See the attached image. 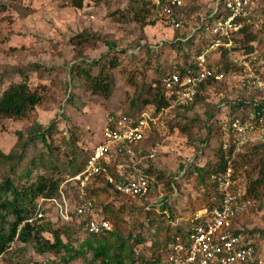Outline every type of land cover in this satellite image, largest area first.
Wrapping results in <instances>:
<instances>
[{"label":"rangeland","instance_id":"1","mask_svg":"<svg viewBox=\"0 0 264 264\" xmlns=\"http://www.w3.org/2000/svg\"><path fill=\"white\" fill-rule=\"evenodd\" d=\"M206 1L185 0L184 6L197 3L199 8L202 7L192 17L184 14L187 23L181 29H175L148 12L136 13L132 0H84L80 8L72 5V0H0L4 4V10L0 11V81H3L0 92L11 79L18 81L25 77L42 96L41 103L36 106L35 120L0 117V151L22 150L23 155L12 171L9 164L0 165V182L7 176L14 181L20 177L21 183L35 181L39 174L59 178V188L66 194L67 207L71 205L79 186L78 182L70 179L75 173L68 163L72 152L76 154L75 166L81 167L91 146L99 139L109 114L127 112L136 116L142 109L154 112V105L142 107L140 98L148 96V85L154 88L160 84L162 72L169 69L178 54L174 43L176 37L187 35L190 28L197 25L198 14L203 12ZM79 34L87 41L80 44ZM188 51L191 55V47ZM212 58L218 61L220 57L213 55ZM93 59L98 63L92 67V75L104 68L113 76L108 96L91 91L84 78L79 82L72 78L78 66L88 68ZM132 102L140 109H132ZM208 104L200 100L184 109L171 108L159 116L162 127L140 144V149L155 150V154L152 157L146 154L137 156L136 167L155 168L172 176L177 183L172 181L168 187L164 180H159L145 198L133 199L105 190L96 192L99 206L109 202L115 206L124 204L125 236L141 233L148 237L155 228V222H159V215L163 216L165 209L168 211L166 206L175 213L186 208L189 198L199 196L195 171L190 165L195 163L204 144L208 109L213 107V104ZM189 118H197V126L182 131L180 126ZM36 122L43 128L53 126L52 133L46 136V143L52 148L50 154L40 136L23 145ZM252 149L247 153L253 152ZM39 153L43 159L50 158L56 162L58 169L50 172L42 167H33L30 161ZM246 157L249 159V155L235 156L231 165L237 181L247 186L249 175L255 176L257 169L252 171L256 160L253 158L254 162L249 166ZM207 158L213 159V156ZM113 159L126 169L131 162L125 155H113ZM13 163L15 159L10 162L11 165ZM189 171H192L191 175ZM92 186L100 187L101 183H93ZM55 198L58 202L41 201L46 213L42 218L60 226L61 222H56L59 215L57 206L63 205V201L60 194ZM151 209L157 214L148 212ZM59 220L63 219L59 217ZM68 224L70 232L74 230L75 234L69 237L63 234L62 238L69 240L77 250L81 241L90 234L84 228L77 229L75 220ZM235 226L245 231L254 242L256 264H264V186ZM51 260L55 264H98L91 252L65 262L67 255L64 252L39 254L31 244L18 240L10 243L6 253L0 255V264H46Z\"/></svg>","mask_w":264,"mask_h":264},{"label":"built area","instance_id":"2","mask_svg":"<svg viewBox=\"0 0 264 264\" xmlns=\"http://www.w3.org/2000/svg\"><path fill=\"white\" fill-rule=\"evenodd\" d=\"M151 1L157 19L175 29L187 23L184 14L176 12L185 0ZM204 6L197 25L175 40L184 42L193 37L192 54L186 62L176 54L179 63L175 59L160 78L172 104L158 114L144 110L137 119L123 113L109 114L82 170L70 178L79 186L68 207L66 194L59 188L63 205H58L57 210L63 221L71 220L73 213L77 222L86 220L83 228L90 235L111 230L112 224L98 214L96 199L86 186L101 183L120 196L145 198L152 188L151 182L136 167L138 160L132 146L160 124L159 116L171 108H183L200 100L213 104L209 120L217 125L212 131L213 141L227 158L226 167L212 175L219 205L210 211L199 209L186 218L185 238L176 237L169 243L167 253L150 264H256L254 242L235 226L253 200L247 197V186L234 178L231 160L247 148L264 144V0H207ZM248 33L254 37L245 42ZM190 47L185 46L182 51L189 53ZM213 55L219 60L215 61ZM154 154L155 150L149 156ZM113 155L130 157L127 169L117 166L119 176H113L108 169ZM44 200L57 201L55 197L41 198L36 212L24 222L33 223L45 216L41 207Z\"/></svg>","mask_w":264,"mask_h":264},{"label":"trees","instance_id":"3","mask_svg":"<svg viewBox=\"0 0 264 264\" xmlns=\"http://www.w3.org/2000/svg\"><path fill=\"white\" fill-rule=\"evenodd\" d=\"M83 1L84 0H72V5L80 8L83 5ZM132 1L135 5L134 10H137L136 13L148 12L152 17L156 14V10L151 0ZM186 5L187 6L176 9V12L185 15L187 14L188 17H192V15L197 13L202 7L199 8L197 3H189ZM2 10H4V4L0 2V11ZM136 13L135 15H137ZM79 35L81 36L82 34ZM88 35L91 37L94 36L95 38L98 37L94 34ZM253 37L254 36L248 33L245 42L251 40ZM85 41H87V38H82L81 36L79 43L81 44ZM174 43L177 47V53L181 56V59L186 62L190 55L182 50L185 46L190 47L192 45L193 37L188 38L184 42L176 41ZM175 59L177 60V63H179L180 59ZM225 62H227V59ZM97 63L98 60L93 59L88 68H81L78 66L77 69L73 71L72 78L75 79L76 82H79L80 79L84 78L87 82V87L90 88L91 91L108 96L111 92L113 76L104 68H100L101 70L97 74L92 75L91 69ZM109 64L111 65V62H109ZM163 73L164 72H162V75ZM2 82L3 81L1 80L0 85ZM146 93L148 96L140 98V103L142 107L148 104L154 105V114H157L162 108H167L172 104L171 97L159 83L154 88L148 85ZM41 101V94L36 88H32L29 85L25 77L18 81L11 79L0 92V117L10 119H30L33 121L37 117L35 113L36 106H38ZM208 105L209 104L207 103V106ZM131 107H133L132 109H140L139 105L134 102L131 103ZM175 108L181 107L176 106L172 109ZM144 110L145 109H142L141 111ZM213 112L214 106L208 109L209 116L205 124L207 132L203 139L204 141L202 140L204 144L200 148V155L197 157L195 163L190 165L193 172L195 171V182L198 187L197 191L199 196H194L195 198L192 199L189 198L187 200L186 208L175 213L171 207H167L166 204H164L163 206H166L169 212L165 209L163 213H167V215H159L161 218L158 217L159 222H155V228L150 232L148 237L141 233L127 234L125 236L123 234V227L126 225V219L123 216L125 213L124 204L115 206L110 202L104 203L102 206H99L96 203V208L101 217L110 221L112 229L95 235H90L88 238L83 239L77 250L70 244L69 240H64L62 238L63 234H66L68 237L70 234H75L74 230L70 232L68 226L70 225L68 223L73 220L76 221V216L73 213L71 214L72 219L70 222L59 220L58 217L56 222H61L62 225L60 226L54 225L48 218H42V220L33 223L25 222L19 227L20 223L24 222L36 212L41 198L50 199L59 196L60 179L52 176L48 177L45 174H39L37 180L21 183L19 182L20 177H18V180L14 181L7 176L0 182V255L6 253L10 247V242L18 240L24 244H31L34 250L39 254L46 252L59 254L64 252L67 255V260H65V262L78 259L88 252L92 253L93 259L98 261V264H150L162 258V256L167 253L168 245L171 241H174L176 237L185 238L187 234L186 218L195 214L199 209L206 208L210 211L213 207L219 205L220 196L216 187V182L212 179V175L226 167L227 158L220 146L213 141L214 136L212 131L217 128V125L214 122H209L210 115H212ZM140 113L141 112L136 116H133L131 115L133 113L130 114L126 112V115L131 116L133 119H137ZM197 122H199L197 118H189L185 124L180 126V129L182 131L186 129L191 130L194 126H197ZM159 127L162 126L159 124L155 125L152 131L149 132L143 140L132 146L135 158L137 156L141 157V155L144 154H146V156L151 154V151L149 150L140 149V144L151 137L153 132L158 131ZM52 130L53 126L43 128L41 127V124H37L36 122L35 127L28 132L27 141L23 142V145L31 141L33 142L37 136H40V139L46 145L47 153H52L50 144L46 143V136L50 135ZM19 136L21 137V133H19ZM23 147L24 146H22V148ZM251 148H253L254 151L250 154L247 153ZM72 155L73 156L68 163L72 170H74L75 175L82 170L85 160L81 167L75 166L76 154L72 152ZM238 155H249V159H247V157L245 158L249 166L254 160H256L252 167V171L257 169L255 176H253V174L249 175V181H247V197L253 200V198H258L259 190L264 186V144L247 148L244 152H241ZM207 156H213V159L207 158ZM22 157V150H11L8 153L0 151V165L3 163L9 164V168L12 171L13 167L15 168L18 166ZM200 158L203 162L199 160ZM253 158L254 160H252ZM13 159H15V163L11 165L10 162ZM30 164L35 168L42 167L50 172L58 169L56 162L50 158L43 159V156L40 153L30 161ZM117 166L118 162L115 159L108 165L109 172L113 176L120 175ZM142 170L149 177L152 188L155 182L159 180H164L168 187H170L172 181H176L172 176L166 175L152 167L143 168ZM188 174L191 175L192 171H189ZM234 178H237L235 170ZM92 185L93 184L87 185L86 190H88V192L94 197L96 196L97 191L102 190L119 195V193L111 191L108 186L101 185L100 187H93ZM42 207L44 206L42 205ZM148 212L157 214L152 209ZM175 220H178L179 223H174ZM77 223L76 228L81 229L86 223V220ZM240 232L244 234L246 233L245 231ZM46 264H55V261L51 260Z\"/></svg>","mask_w":264,"mask_h":264},{"label":"clouds","instance_id":"4","mask_svg":"<svg viewBox=\"0 0 264 264\" xmlns=\"http://www.w3.org/2000/svg\"><path fill=\"white\" fill-rule=\"evenodd\" d=\"M96 199V198H95ZM43 209H44V207H43ZM45 215H46V213H45ZM59 217V216H58ZM58 219V218H57ZM52 221V220H51ZM25 223V222H24ZM21 224V223H20ZM13 242V241H12ZM12 242H10V243H12Z\"/></svg>","mask_w":264,"mask_h":264},{"label":"crops","instance_id":"5","mask_svg":"<svg viewBox=\"0 0 264 264\" xmlns=\"http://www.w3.org/2000/svg\"><path fill=\"white\" fill-rule=\"evenodd\" d=\"M129 170H130V168H129Z\"/></svg>","mask_w":264,"mask_h":264}]
</instances>
